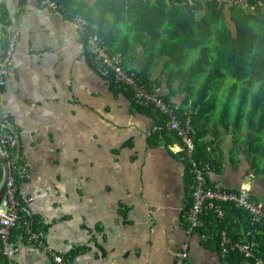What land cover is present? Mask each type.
Listing matches in <instances>:
<instances>
[{
	"label": "crops",
	"instance_id": "1",
	"mask_svg": "<svg viewBox=\"0 0 264 264\" xmlns=\"http://www.w3.org/2000/svg\"><path fill=\"white\" fill-rule=\"evenodd\" d=\"M46 1H0L7 31H17L0 105L28 164L18 196L47 247L13 235L16 264H56L52 253L71 264H176L186 240V264H221L216 223L203 220L188 231L192 197L182 146L165 137L157 114L98 74L80 22ZM145 52L125 56L129 69L146 70ZM162 60L147 70L152 80L163 79L156 75ZM223 144L230 147L223 151ZM234 145L231 134L221 139L223 169L208 173L211 185L248 186L264 199V175L248 172L245 155L231 154Z\"/></svg>",
	"mask_w": 264,
	"mask_h": 264
},
{
	"label": "trees",
	"instance_id": "2",
	"mask_svg": "<svg viewBox=\"0 0 264 264\" xmlns=\"http://www.w3.org/2000/svg\"><path fill=\"white\" fill-rule=\"evenodd\" d=\"M57 3L68 18L86 22L82 29L84 41L89 32L98 34L108 53L123 55L126 71L136 73L149 90H159L166 101L178 106L181 117L185 113L192 116V158L204 168L208 184L211 185L208 173L217 174L223 169L220 145L228 134H232L239 147L231 154L245 155L250 162L248 172L264 175V0H95L92 4L88 0H57ZM0 23L4 52L11 22L2 3ZM139 47L144 48L146 55L151 52L154 56L153 64L148 62L143 71L129 69L125 61V56L137 54ZM162 58L166 88H162L163 79L152 80L147 72L156 68V62ZM104 77L115 88L129 93L135 104L157 114V124L165 137L182 145L177 133L165 127L166 115L138 104L130 87L118 85L112 75ZM191 170L188 160L190 186ZM2 178L0 165V181ZM251 190L252 198L264 203ZM222 209L221 218L212 208H206L202 215V221L216 223L218 251L220 231L224 229L231 243L256 241L255 256L264 261V225L252 223L250 214L231 202L222 203ZM13 235H20V231L12 229ZM4 260L0 247V264ZM225 262L255 264V259L246 260L228 248Z\"/></svg>",
	"mask_w": 264,
	"mask_h": 264
},
{
	"label": "built area",
	"instance_id": "3",
	"mask_svg": "<svg viewBox=\"0 0 264 264\" xmlns=\"http://www.w3.org/2000/svg\"><path fill=\"white\" fill-rule=\"evenodd\" d=\"M46 5L55 11H60L57 0H47ZM233 3V1H228ZM238 3V2H234ZM85 28L86 22L77 18ZM17 40V31L9 32L7 36V48L0 54V88L3 87L12 72L11 59ZM85 45L88 48L95 69L101 76H111L118 85L130 87L132 96L140 105L149 106L155 111L166 115L165 127L175 131L182 142V152H186L192 167V184L190 186L192 203L185 211V219L188 223V231L193 232L202 223V215L206 208H212L217 217L223 216L222 203L231 202L236 207L246 210L252 219V223L264 225V203L252 198L251 187L242 186L238 189H224L208 184L204 168L199 167L192 158L194 150L192 116L185 113L181 117L178 106L170 104L160 94L159 90H149L136 73H129L122 65L123 56L120 53L107 52L102 38L95 33L87 35ZM160 128H162L160 126ZM0 151L6 159L8 166V180L4 197L0 203V247L4 257V264H16L15 251L12 245V229L20 231L28 243L38 245L47 250L42 241V232L37 227V220L25 201L18 196L19 181L28 176V164L18 149L17 134L10 127L9 116L0 105ZM0 165L2 162L0 159ZM3 169V168H2ZM2 180L0 181L1 186ZM228 248L236 250L246 260L255 259V264H264L255 256L257 242L254 240L231 243L226 231L222 229L219 237V255L221 264L225 262ZM190 244L184 241L177 252L176 264H186L189 257ZM53 259L56 264H71V258L56 253Z\"/></svg>",
	"mask_w": 264,
	"mask_h": 264
},
{
	"label": "rangeland",
	"instance_id": "4",
	"mask_svg": "<svg viewBox=\"0 0 264 264\" xmlns=\"http://www.w3.org/2000/svg\"><path fill=\"white\" fill-rule=\"evenodd\" d=\"M154 45V44H153ZM155 46V45H154ZM157 46H158V44H157ZM156 46V47H157ZM153 51V50H152ZM116 53H120V52H116ZM116 53H114V54H116ZM121 54V53H120ZM122 55V54H121ZM147 55H148V57H151L150 58V60H148V62H149V64H153V58H154V56H153V58H152V54H151V52H148L147 53ZM123 56V55H122ZM149 59V58H148ZM163 61L164 60H162V62H161V64H160V66L158 67V69L156 70V75L158 76V77H161V78H163V84H164V87L166 88V82H165V73H163V70L161 69L162 67H163ZM162 70V71H161ZM178 83V80L176 81V84ZM163 87V85H162V88H164ZM184 94L185 93H182L181 94V96H184ZM232 135V134H231ZM228 147H230V145H228V144H223L222 146H221V148H222V150L224 151L225 149H227ZM238 149H239V147H238V145H234L233 146V150L234 151H238Z\"/></svg>",
	"mask_w": 264,
	"mask_h": 264
},
{
	"label": "water",
	"instance_id": "5",
	"mask_svg": "<svg viewBox=\"0 0 264 264\" xmlns=\"http://www.w3.org/2000/svg\"><path fill=\"white\" fill-rule=\"evenodd\" d=\"M0 54H1V40H0ZM0 159H1V162H2V168H3V178H2V183H1V186H0V203H1V201H2V199L4 197V194H5L7 180H8V166H7V161L1 155V151H0Z\"/></svg>",
	"mask_w": 264,
	"mask_h": 264
}]
</instances>
